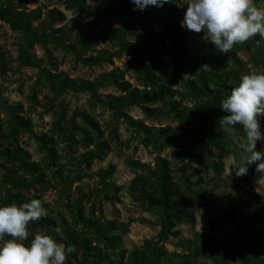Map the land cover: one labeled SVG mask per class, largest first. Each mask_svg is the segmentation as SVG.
Masks as SVG:
<instances>
[{
	"label": "trees",
	"instance_id": "1",
	"mask_svg": "<svg viewBox=\"0 0 264 264\" xmlns=\"http://www.w3.org/2000/svg\"><path fill=\"white\" fill-rule=\"evenodd\" d=\"M60 1L72 12L67 19L55 7L27 8L15 0H0V25L6 22L18 33L16 66L37 68L49 91L41 102L43 111L52 114L51 127L38 132L20 102L6 104L8 116L0 119V190H4L0 206L40 199L45 210L51 214L56 211L55 217L47 214L39 221L30 222L28 227L30 231L44 227L58 243L74 247L67 264H195L194 259L199 256L211 257L217 264H264V244H236L226 237L216 238L200 232L187 238L179 228L185 223H195L197 201L206 197L200 186L192 184L196 169L191 160L210 159L207 164L212 174L206 182L212 188L225 181L221 176V158L234 150L224 126L218 123L225 115L220 104L238 85L242 75L251 73L249 68H240L236 51L254 47L252 57L258 64L264 59V40L257 35L235 45L227 54L219 53L214 45L202 39V33L182 27L185 14L178 6L181 0H173L163 7L149 5L144 10H134L136 6L131 0ZM102 42L106 45L98 46ZM35 45L43 49L45 58L36 55ZM55 50L69 54L74 63L92 68L112 63L115 57L124 56V60L122 66L115 65L93 78L72 76L63 70L52 71L58 63L57 56L53 55ZM9 67V54L0 46V72ZM129 72L134 73L139 85H133L126 77ZM35 82L38 83L37 79ZM108 86L117 92L101 91ZM66 91L88 92L89 109L69 111L61 96ZM36 96L34 88L31 97L36 99ZM96 103L111 111L113 118L124 119L129 129L126 144L130 139H138L155 152L152 165L133 163L142 172L131 180L130 188L134 200L138 199L153 215L160 230L156 237L144 240L141 246L131 250L123 245V236L114 233L117 228L114 220H101L92 210L86 213L84 199L90 196L88 193L82 192L72 202L62 194L67 182L82 178L79 171L88 168L96 158L106 157L111 142L119 140L117 123L113 120L108 124L109 136H104L103 128L91 113ZM137 107L146 117L168 116L177 125L150 123L144 117H134L129 109ZM261 127L264 130V120ZM230 128L240 136L246 135L239 124ZM22 132H27L45 152L42 160L34 159L20 143ZM60 142L70 147L77 144L85 150L75 154L69 166L61 161L63 155L57 150ZM195 145L201 149L195 150ZM263 147L264 142L257 143L258 150ZM167 148L174 161L163 154ZM245 161L237 159L235 165ZM48 167L52 168V177L46 172ZM113 168L110 164L96 173L103 180ZM249 170L254 171L253 165ZM241 179L245 180L246 176ZM236 184L241 187V180L237 179ZM110 185L118 193V186ZM56 186L59 197L50 206L43 198L48 188ZM250 195L256 212L264 215L262 196ZM106 197L118 198L117 195ZM61 208L71 212V221L61 213ZM56 228L60 231L56 232ZM169 238H178L183 245L180 246L186 247L168 250L161 243ZM31 239L33 236L29 235L26 243Z\"/></svg>",
	"mask_w": 264,
	"mask_h": 264
},
{
	"label": "rangeland",
	"instance_id": "2",
	"mask_svg": "<svg viewBox=\"0 0 264 264\" xmlns=\"http://www.w3.org/2000/svg\"><path fill=\"white\" fill-rule=\"evenodd\" d=\"M20 2L27 8H32L36 5H41L43 10L46 8H57L65 13L66 19L72 15L70 9L65 8L60 0H15ZM257 6H264V0H255ZM180 10L185 14L187 10L186 0H181L178 3ZM156 26H158L156 24ZM139 30V29H138ZM203 35L204 33L201 32ZM18 33L13 31L8 23L2 22L0 25V46L7 54H9L10 65L4 73L0 72V119L4 120L8 116L6 104H15L20 102L23 107V112L30 115L34 128L38 132L47 131L52 125V114L43 111L41 102L44 100L43 96L48 91V87L44 85L41 75L34 66H21L17 67L16 56V40ZM106 45L105 42L100 43L98 46ZM37 56H43V49L39 45L34 47ZM254 47L247 49H240L236 51L235 56L240 61V68H249L251 72L264 73V59L262 62L255 64V58L252 57ZM53 55L57 56V66L55 70H63L70 73L72 76L80 75L87 77H95L99 72L112 68L115 65L122 66L124 56L113 58L112 63H105L103 66L89 67L81 63H74L69 54L63 53L60 50H55ZM44 57V56H43ZM45 58V57H44ZM133 85L140 84L135 80V75L132 72L127 73L126 76ZM37 79V84H36ZM37 89L36 99L31 97L33 89ZM102 92H117L112 87H104ZM67 102V108L71 111L73 108L89 109L90 95L86 91H66L61 95ZM130 113L134 117H144L146 122L150 123H171L177 125L176 121H172L171 117L163 116L161 119L146 117L143 110L139 107L130 108ZM92 115L99 121L104 130V136H109L108 124L110 120L117 123V133L119 140L111 142V149L104 158H96L92 164L86 168L83 167L79 172L82 178L72 181L70 184L67 182L63 188V196L68 201L72 202L78 198L80 194L88 193L90 196L84 199V207L86 213L92 210L94 216L101 220H114L117 224L114 233L123 236V245L127 249H134L141 246L144 240L153 239L157 236L160 226L155 220L153 215L146 211L138 199L134 200V193L131 191L130 183L138 172H142L141 168L133 164L136 161L145 162V167L153 164L155 159V152L143 145L139 140L130 139L126 144L124 140L129 135V129L122 118H113V114L102 105L96 103L92 109ZM227 132L230 147L234 150L232 153L226 154L221 158L223 163L222 178L225 181L219 182L218 185L212 188L210 183H207V178L212 174V170L207 162L210 160L208 157L203 160L193 159L192 165L196 169V174L193 176V185L200 186L205 191L206 197L197 201V210L195 213V223H185L179 226L183 235L187 238L194 237L196 232L203 234H210L213 237H226L231 242L247 246H258L264 244V215L256 212L254 203L250 193L260 194L264 200V181L257 183L259 173L256 172V164L253 165L254 171H250V165H247L248 171L245 180L242 176H236L235 161H245L247 158V142L246 135H238L229 126H224ZM20 143L26 147L34 159L42 160L44 151L41 150L37 142L29 136L27 132L19 134ZM195 150H200V145L194 146ZM58 152H61L63 158L62 162L66 165H71V160L75 154L81 153L85 150L84 147L73 144L71 147L65 142H60L57 147ZM258 150V149H257ZM264 150V147L259 149ZM163 154L168 155L173 160L171 150L165 149ZM114 165L111 173L105 179L101 180L100 176L96 173L99 168H107L108 165ZM52 168H46L48 176L52 177ZM232 169V171H231ZM143 172H146L144 170ZM231 172V175H230ZM0 171V180H1ZM240 179L242 186L236 184V180ZM54 182V180L52 179ZM111 183L118 186V193L114 188L110 187ZM44 195V200L50 206L55 204L56 198L59 197V190L56 188H48ZM4 190H0V195ZM118 198H107L115 197ZM57 208V207H56ZM61 213L66 216L68 221H71V212L68 209L61 208ZM47 211V210H46ZM55 217V213L51 214ZM36 232H43L48 234L46 228H36L29 233L34 238ZM8 239V238H7ZM180 240L169 238L161 243L168 250H184ZM181 245V246H180ZM195 264H217L211 257L199 256L195 259ZM65 264H67L65 262ZM77 264V262H74Z\"/></svg>",
	"mask_w": 264,
	"mask_h": 264
},
{
	"label": "clouds",
	"instance_id": "3",
	"mask_svg": "<svg viewBox=\"0 0 264 264\" xmlns=\"http://www.w3.org/2000/svg\"><path fill=\"white\" fill-rule=\"evenodd\" d=\"M134 10L147 6L163 7L173 0H131ZM182 27L197 34L214 45L217 52L229 53L237 44H244L255 36L264 40V6L255 0H186ZM220 109L225 115L219 118V126L241 125L246 134L244 163L232 167L236 176L247 174V165L256 164L259 173L257 183L264 181V150H257V143L264 142V73L251 72L240 78L237 86L222 99ZM231 169V171H232ZM231 175V172H230ZM47 216L40 199L17 205L0 206V264H65L72 246L58 243L51 235L36 232L29 241L30 222ZM56 232L60 229L56 228ZM5 237H10L5 239Z\"/></svg>",
	"mask_w": 264,
	"mask_h": 264
}]
</instances>
